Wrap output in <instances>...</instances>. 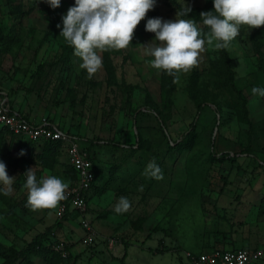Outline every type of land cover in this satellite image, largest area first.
Wrapping results in <instances>:
<instances>
[{
  "label": "rangeland",
  "instance_id": "374dc122",
  "mask_svg": "<svg viewBox=\"0 0 264 264\" xmlns=\"http://www.w3.org/2000/svg\"><path fill=\"white\" fill-rule=\"evenodd\" d=\"M187 2L194 10L206 0ZM73 3L62 0L53 9L45 0H0V70L14 85L66 110L70 124L85 126L82 135L134 147H94L98 184L87 192L84 213L61 212L59 203L33 209L23 186L28 168L38 176L62 174L68 189L78 185L77 178L60 163L61 146L54 159L42 163V144L0 130V160L16 177L13 192L0 194V264L48 228L50 249L59 260L32 257L34 264H121L123 248L126 264H189L186 254L234 248L239 239L264 246V97L251 92L264 86V73L246 43V34L256 29L264 39V25L242 26L228 49L206 45L199 64L177 82L155 69L145 52L154 38L145 30L146 20L175 19L178 10V0H157L129 46L100 53L103 66L89 78L60 35L62 15ZM225 52L232 86L218 72ZM201 102L206 105L195 142L178 149ZM154 113L165 120L167 137ZM81 134L71 135L88 148ZM222 153L232 158L221 159ZM153 158L163 179L144 175ZM121 196L132 206L117 214ZM81 220L91 223L92 232Z\"/></svg>",
  "mask_w": 264,
  "mask_h": 264
},
{
  "label": "clouds",
  "instance_id": "9594fccd",
  "mask_svg": "<svg viewBox=\"0 0 264 264\" xmlns=\"http://www.w3.org/2000/svg\"><path fill=\"white\" fill-rule=\"evenodd\" d=\"M53 9L62 0H45ZM157 0H74L62 15L60 35L80 58V67L89 78L103 66L100 53L121 50L129 46L134 30ZM212 9L200 12L203 26L189 14L193 9L187 0H178L175 19L150 17L145 30L154 33V38L145 46V52L152 57L151 65L179 81L181 74L188 73L199 64L206 45L216 50L228 49L240 35L242 26L248 30L264 25V0H212ZM60 25H58L59 27ZM243 74V73H242ZM251 92L264 97V86H254ZM21 149L19 155H23ZM24 188L28 194V205L33 209L52 208L66 198L69 183L55 174L38 176L34 167L24 173ZM144 175L163 179L164 173L156 159L150 160ZM15 176H10L7 165L0 160V194L8 196L13 192ZM143 185L140 191H143ZM132 201L127 196L119 197L114 211L127 212Z\"/></svg>",
  "mask_w": 264,
  "mask_h": 264
},
{
  "label": "built area",
  "instance_id": "2783aa9c",
  "mask_svg": "<svg viewBox=\"0 0 264 264\" xmlns=\"http://www.w3.org/2000/svg\"><path fill=\"white\" fill-rule=\"evenodd\" d=\"M0 127L15 136L25 137L29 141H58L67 157V163L77 173L78 185L66 190V198L59 202L61 212L75 210L84 213L86 211V195L95 181L94 164L89 152L82 148L76 138L62 132L45 121L36 125L25 120L19 114L8 108L5 97L0 92ZM86 231L92 232L91 223L81 220ZM86 243V240H84ZM62 245L58 246L61 250ZM189 264H255L264 259V248L248 249H212L209 252L186 254Z\"/></svg>",
  "mask_w": 264,
  "mask_h": 264
},
{
  "label": "trees",
  "instance_id": "16d2710c",
  "mask_svg": "<svg viewBox=\"0 0 264 264\" xmlns=\"http://www.w3.org/2000/svg\"><path fill=\"white\" fill-rule=\"evenodd\" d=\"M212 7H213L212 0H206L205 5L203 7L196 8L192 11L191 16L194 19H196L198 22H201V18L199 16L200 12L211 10ZM201 27L203 28L204 32L207 33L208 28L206 26H203L202 22H201ZM246 43H247L250 51L252 52L254 58L257 61L258 69L264 73V39H263V34L261 33V30L256 29L253 32L247 33L246 34ZM68 50L71 52L73 49L70 46L68 48ZM219 63L221 64V68L218 70V72L222 71L221 74L225 75L228 84L232 86V73L230 71L231 70L230 69L231 63L227 57L226 52L223 53V60H222V62H219ZM205 105H206L205 102H201L197 105L196 113L193 117V120H192L190 126L188 127V129L184 133H182V135L180 137L178 149H184V148L190 149L193 146L195 139L197 137L196 130H195L196 129V122L200 116L201 111L205 107ZM154 117L157 120V123L160 126L163 134L167 137V133H166L167 127H166L165 120L159 114H156V113H154ZM134 123H135V119H134ZM83 128H84L83 129V131H84L85 126ZM0 130H5L9 134L13 135L12 133L7 131L3 127H0ZM68 134H70V133H68ZM78 136L80 137V139H84V141L88 143V148H85V149L89 152L91 159L93 161V164H94L93 170H94L95 178H96V174H97V168H96V160H95L94 154L92 153V151H94L95 146L103 143L105 145H111L115 148L132 149L134 147L133 145H126L124 143H114L111 141L100 142L99 140H93L92 138L88 137L87 134H86V136H84V134L83 135L81 134ZM38 143L42 144V150H41V153L43 155V156H41L42 163H45L43 161L49 159L50 157H52V159H54V157L58 153V147L62 146L60 142L51 141V140L38 141ZM169 146L171 147L172 144H169ZM61 149H62V147H61ZM220 158L221 159H229V158H232V156L229 153H222V154H220ZM69 167H70V169H69L70 173H72V175L77 178L76 171L71 166H69ZM93 187H94V183L92 184L91 188H93ZM50 231H51L50 228H48L44 233L36 236L33 239V241L30 242L29 244H27V246L24 249H22L20 252L15 253L8 260L4 261L3 264H14L16 262H17V264H34L31 260L32 257H37V258H41V259H45V260L47 259V261H49V259H50L52 262L57 263L59 260L58 256L53 253V250L50 249V246H49ZM124 259H125V256H123L120 259L121 264H126Z\"/></svg>",
  "mask_w": 264,
  "mask_h": 264
},
{
  "label": "crops",
  "instance_id": "0c3cea01",
  "mask_svg": "<svg viewBox=\"0 0 264 264\" xmlns=\"http://www.w3.org/2000/svg\"><path fill=\"white\" fill-rule=\"evenodd\" d=\"M1 81H0V92L5 97L8 108L14 112L19 114L21 117L25 118V120L34 123L36 125H41L44 121L47 125L52 126L62 132L71 134H81L83 131V124H79L77 127L73 126V124L68 122L69 114L66 113V110H63L62 107H58L55 105H48L42 99L41 96L26 87H19L14 85L15 79H11V76L7 75L6 72L0 70ZM72 125V126H71ZM25 138V137H24ZM28 140V139H27ZM52 160V157H50ZM60 159V163L67 164V157L65 152H62ZM69 166V165H68ZM97 166V165H96ZM97 168V167H96ZM62 177L68 183L70 182L68 178H65L62 174L54 173ZM97 177V176H96ZM97 178L94 181V187H97ZM91 188V189H93ZM264 243V242H263ZM262 244H258L257 240H248V239H239L236 240L234 248H248V249H258L264 248L261 246ZM232 246V245H231ZM230 248V249H234ZM122 256L125 255L126 251L123 248ZM255 264H264V259Z\"/></svg>",
  "mask_w": 264,
  "mask_h": 264
}]
</instances>
